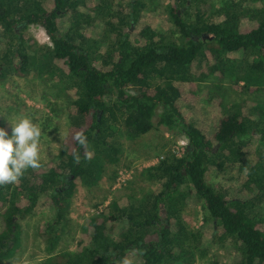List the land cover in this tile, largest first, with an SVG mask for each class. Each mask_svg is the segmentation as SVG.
I'll use <instances>...</instances> for the list:
<instances>
[{"label":"trees","instance_id":"1","mask_svg":"<svg viewBox=\"0 0 264 264\" xmlns=\"http://www.w3.org/2000/svg\"><path fill=\"white\" fill-rule=\"evenodd\" d=\"M122 1L0 0V80L44 71L71 99L72 114L60 161L0 185V262L21 246L17 220L44 196L42 205L56 211L38 229L49 257L33 264H192L226 246L234 264H264V101L224 112L222 95L235 68L239 89L264 91L263 0H227L212 12L204 0ZM29 25L52 42L40 58L26 48L34 42L23 33ZM159 108L158 125L187 138L183 153L164 151L140 173L150 193L112 200L86 220L74 250L54 253L66 199L119 162L120 128L148 134ZM209 171L227 181L208 183ZM192 204L200 225L185 217Z\"/></svg>","mask_w":264,"mask_h":264},{"label":"rangeland","instance_id":"2","mask_svg":"<svg viewBox=\"0 0 264 264\" xmlns=\"http://www.w3.org/2000/svg\"><path fill=\"white\" fill-rule=\"evenodd\" d=\"M128 1L130 0H123L122 3L126 4ZM160 1L163 7L165 3L172 4V0ZM204 1L212 12L216 9L220 11L223 2L227 0ZM206 6L202 4V7ZM194 12L193 8L189 9L190 14ZM213 17L216 18V15ZM154 19L156 23L161 21L160 17ZM94 30L93 34L100 32ZM23 33L34 41L26 45L27 50L39 58L52 48V42L42 27L29 25ZM1 48L0 46V63ZM241 71L235 68L233 76H228L223 83L224 112L241 102L264 101V91L249 92L246 88L237 87L236 82L240 86L244 85ZM70 100L57 82L48 79L47 73L32 67L25 76L10 75L0 80V124L10 131V124L21 117H28L41 133L38 139L40 166L58 162L62 149L66 147L71 137ZM161 113L162 109L159 108L153 119L155 127L148 134L136 136L125 128H120L114 140L121 150L119 162L107 165L97 184L78 185L73 195L66 199L64 220L60 226V238L54 253L74 250L75 239L80 235L86 220L101 212L112 200L136 196L139 201L144 193H150L151 184L143 181L140 173L144 168L154 165L164 151H173L177 155L183 153L187 138L179 131L174 132L163 125H158ZM114 173L116 177L112 179ZM206 177L208 183L217 186H222L227 181L226 173L217 175L209 171ZM43 202L44 196L40 199L38 207L23 219L17 220L21 227V246L12 259L0 264H33L49 257L48 243L45 238L39 236L38 229L44 221L53 218L56 211L44 207ZM185 217L191 226L202 223V213L196 204L187 207ZM2 228L0 221V231ZM212 259L219 260L222 264H234L237 255L231 247H216L207 257L197 255L192 264H212Z\"/></svg>","mask_w":264,"mask_h":264},{"label":"clouds","instance_id":"3","mask_svg":"<svg viewBox=\"0 0 264 264\" xmlns=\"http://www.w3.org/2000/svg\"><path fill=\"white\" fill-rule=\"evenodd\" d=\"M40 129L28 117L10 124V131L0 127V185L15 183L28 168H38ZM85 143L82 135L76 137ZM123 264H129L127 260Z\"/></svg>","mask_w":264,"mask_h":264}]
</instances>
